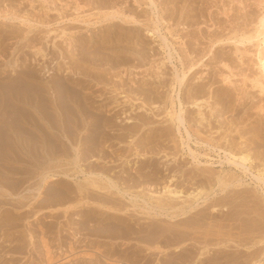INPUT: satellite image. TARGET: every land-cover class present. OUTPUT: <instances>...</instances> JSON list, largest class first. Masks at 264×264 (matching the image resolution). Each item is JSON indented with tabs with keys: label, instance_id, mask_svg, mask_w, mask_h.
Masks as SVG:
<instances>
[{
	"label": "rangeland",
	"instance_id": "rangeland-1",
	"mask_svg": "<svg viewBox=\"0 0 264 264\" xmlns=\"http://www.w3.org/2000/svg\"><path fill=\"white\" fill-rule=\"evenodd\" d=\"M32 1L0 0V79L16 80L18 76L30 72L35 74V77L43 84H47L49 80L58 77L63 79L68 77L70 82L80 80L86 86L82 95L88 96L87 98L91 103L89 100L87 103H90L91 110H96L99 107L97 110L102 111L103 117L111 120L113 125L109 124L111 127H106L107 139L100 137L101 135L98 134L99 147L97 146L96 150V144L94 148V152L96 151L97 154L90 153L94 156L80 163L82 165H80L79 170L85 167L84 169L87 168L86 173L80 172L70 177L60 174L57 177L47 179L46 185L41 186L43 195L39 198H34L37 193L35 187L38 185L36 184L42 181L40 176L37 175V166L25 165L24 168V165L21 164L17 166L19 164H16L17 162L9 163L13 164L12 168H15V166L17 169L20 168L18 174H15L17 177H14L18 179L22 177L21 180L24 179L25 181L13 194L26 195L29 198L20 199V197H15L26 204L22 208L10 205V203L1 205V209L5 211L11 209L9 211L14 213H20L21 211V213L26 212L28 214L22 213L25 214L26 219L18 222L19 226L17 227L1 226L0 224V236L5 237V233L9 235L8 237L12 236L10 241L3 240H6L5 245L7 246L12 244L8 247L5 246V249L10 248L6 249L8 252L4 250V253H2L4 257H7V259H4L5 261L9 260L10 257L17 256L19 258L16 261L17 264H23L24 262V264H47L44 262L45 259L39 261L36 255L30 257L27 254V256H24L20 253L10 252L14 248V243H18L14 238L19 237L17 235L25 232V230L26 232L33 230L31 233L35 235L37 240H40L41 233L34 231V229L39 231V227L35 225L34 221L36 209H40L38 216L40 215L43 224L46 227L49 225V227H52L48 237V239L54 238V241L49 239L53 250H55L53 251L52 264H93L94 261L91 262L89 256H85L84 253L82 255V252L91 250L90 252L100 256L99 251H95L96 248L93 246L96 241H101L107 245L101 248L104 251L105 248H110V251H112L117 246L116 249L119 255L121 252L118 251V248L123 249L122 254H127L130 250L136 251L138 253H133L138 255H134V258L144 260V262L153 256L154 261L149 258L153 261H150L151 264H162L169 257L173 258L176 254L178 255L175 252V246L149 249L148 247H151L152 244L146 241L145 243L144 239L143 241L140 239L141 235L143 237L145 233L141 232L143 230L140 229V226L134 223H141L142 228H144L143 226L147 227L146 225L151 221L154 213L144 214L142 213L144 209L139 206L131 207L129 202L132 198L131 193L118 195L124 203L130 204L131 210L129 212L136 215L133 216L135 221L131 223H133L135 230L140 229L137 234H132L129 239L121 236L123 239L116 233L117 238H115V235L113 240L111 238L107 239V237L102 236L106 234V228H101L102 230L96 228L98 230L95 231L98 234L94 233L92 228L97 225L95 222L86 223L87 225L83 226L85 228L80 231L77 230L79 226L76 221L80 217L81 209L87 211L89 210L88 207L93 209L91 208L93 206L95 209L97 207L96 210L99 212H108L107 208L99 206L104 202H100L98 199H96V202L95 199L87 198L82 203H77L75 197V199L70 198V200L63 203L33 208L34 202L38 201L39 203L40 200L38 199L46 196L49 188L57 185V183L64 181V184L68 183L67 185L76 188L75 182L83 180L89 172L88 164L92 162L98 168H103L104 171L105 169L107 172L112 171L113 175L118 176L114 175L118 181L121 176L120 173L127 175L123 172V169L129 167L130 170V166L133 167V170L131 169L129 172L132 174L133 171V175H136L139 180L140 178L143 179L140 176L141 174H148V177L152 176L150 181L144 182L145 179L142 180L146 184L150 182V185L147 184L149 187H145L146 184L144 185L142 182L140 186L145 187L144 189L138 186L139 184L132 186L133 188L131 187V190L136 194L141 192V195L147 193L148 196H151V194L165 196L162 193L163 186L166 185L164 183H169L172 187L178 186L184 192L186 191L180 199L176 200L180 205L183 204V200L187 199L185 194H197L198 189L206 186L209 194L200 195L196 201L189 200L184 205L191 203L198 210L214 201V198H218L220 201L223 200L224 206L220 205V211L216 216L218 219H221L222 213L226 216L232 210L237 211L235 205L232 206L233 198L231 197L232 194H236L237 199L234 200L233 204L240 202L241 204H239L243 205L236 209H245L250 213L245 215L252 221L253 229L259 227L260 230H264V175H259V169L264 166V92L254 84L256 78L262 81L261 78H264V75H261L263 73L259 68L260 63L255 47L258 39L248 40L243 38L242 41L240 38L245 34L247 35V33V36L251 35L250 32L254 34L253 31L256 30L255 26L261 14L264 15V0ZM228 36H230L229 39ZM68 37H72V45L66 41ZM219 37H223V40L217 43ZM214 38L216 41H214ZM34 47L42 48L44 56L35 55L33 52ZM237 47L242 48L236 50ZM86 50H88V53L85 52ZM243 50L246 54L243 53ZM161 61L164 65L158 69L156 66ZM227 65L232 69L228 68ZM184 73L186 74L185 77ZM226 73L230 78V82L224 81V77L227 76ZM231 74L232 76H230ZM197 91L199 95L196 93ZM195 95L201 98L200 101H197L200 102L199 104H203V99H205L203 109L201 108L204 112L203 115L198 114L197 109L199 108L192 102ZM55 96L56 93L50 91L48 94L49 101L51 102L52 98L55 99ZM142 105H145V107L139 108ZM204 105L206 106L204 107ZM258 107L262 109L259 110ZM174 110L179 115L181 122L178 119L173 121L172 117L168 115V112ZM91 120V117L86 119L85 116H82L79 119V122H83L80 123V133L78 130L76 132V126H74L75 129L72 128L73 131L70 129V133L67 131L75 140L76 145L62 136L67 144L65 148L68 151L69 148L71 151V148L77 146L81 147V152L85 151L86 147L83 148L85 142L83 141L84 143L81 144V140L82 135L88 131ZM74 121L75 119H72L70 125L73 126ZM131 128L133 131L130 132ZM62 132L58 131L57 133L61 134ZM67 132H65V135L68 134ZM101 138L103 141H101ZM141 141L144 142L141 144ZM68 145L69 147H67ZM136 147L139 148L137 149L139 151L135 150ZM240 151L249 154L251 160L243 163L241 159H235L232 156L233 152L237 153L238 156L242 155ZM68 154L70 152H67V157L64 154L57 155L50 163L52 168H55V170L65 169V166L68 168L70 165L68 163L72 158ZM116 154L119 156H116ZM127 154L128 156H124ZM2 162L4 163V161ZM2 162L0 165H3ZM53 163L57 164L53 166ZM59 163H61V166H59ZM141 163L144 164V169H142V173H139L136 171L138 168L135 167H140ZM124 166L127 168H124ZM59 167L62 168L58 169ZM110 167L112 168L110 169ZM2 168L0 166V169ZM171 178L173 179L171 180ZM220 179L230 182V185L226 186L224 190L218 182ZM122 181L120 179V183H123ZM130 183L132 185V181ZM152 184L153 186L150 187ZM211 188L213 189L210 190ZM149 189L151 191H146ZM152 191L153 193H151ZM74 195L72 194L73 197ZM227 195L228 197H226ZM239 196L240 198H238ZM8 198L12 200V203L16 201L14 196L10 195ZM9 199L8 201H10ZM164 199L166 198L164 197ZM138 201L139 204L146 205L142 198H138ZM138 211L142 212L139 213ZM118 214L123 215L121 212H118ZM142 216H145L142 218L145 222L139 219ZM98 217L104 218L105 215H98ZM147 217H149V220ZM168 218L167 216H159L158 219H161L160 222L158 221L159 224L167 225L170 220ZM138 221L143 222L139 223ZM253 221L256 222L257 228L254 227ZM249 225H251V222ZM74 228L79 233L76 231L75 234ZM60 229L63 230L64 237L66 235L68 237V239L65 237L67 240L64 238L65 244L61 242ZM245 236H248V234ZM262 236H264V232L257 239ZM11 240L15 242L10 243ZM65 241L67 243L69 241V244L71 241L74 244L73 246L76 245L75 251L79 252L75 255L70 252L69 244ZM128 243L133 244V246ZM262 243H259L256 248H264V242ZM64 246L68 249H63ZM243 248L239 247L240 250L238 251H236L235 246L227 249L231 251L236 249L235 254L244 256L246 248ZM141 251H144L147 257H143L145 255ZM168 251L170 252L167 257ZM240 251H243V254ZM68 252L70 253L69 256ZM152 252L154 254L151 256ZM10 253L13 256H10ZM4 254H9V256ZM122 256L125 257L126 255ZM102 257L104 258H101V262L108 264V261H105L106 257ZM145 258L147 259L145 260ZM15 260H17L16 257ZM141 263L142 261L139 262V264Z\"/></svg>",
	"mask_w": 264,
	"mask_h": 264
},
{
	"label": "bare ground",
	"instance_id": "bare-ground-1",
	"mask_svg": "<svg viewBox=\"0 0 264 264\" xmlns=\"http://www.w3.org/2000/svg\"><path fill=\"white\" fill-rule=\"evenodd\" d=\"M110 16H111V14H110ZM42 20H44V19H42ZM40 21H41V18H40ZM38 23H39V21H38ZM255 27H256V30L253 31L254 34L252 32H250L251 35L249 34V36H247L248 35V33H247V35L245 34V35H243V37H240V38L242 39V41L245 38L248 40H252L253 38L255 40L258 39L256 41V44L255 43L254 44H255V47L257 48V55H258L257 57L259 59L258 62L260 63L259 68L261 69V72L263 73L261 75H264V15L261 14L259 21L257 22V25ZM64 32H63V34H64ZM229 37L230 36H228L227 38L229 39ZM220 38L221 37H219V40L217 39V43H218V41L223 40L222 39L223 37L221 39ZM66 41L72 45V37L66 38ZM214 41H216L215 38H214ZM239 41H240V39H239ZM240 43H242V42H240ZM36 48L37 47L33 48L34 54L35 55L40 54V55L44 56L43 49L40 47L37 49ZM240 48H242V47H237V49L236 48L235 49L240 50ZM87 51L88 50H86L85 52H87ZM244 51L245 50H243V53L246 54V52H244ZM237 53H239V51H237ZM223 63H225V62H223ZM163 65H164V63H163V61H161V63H159L156 67L159 69V67H162ZM225 66H223V67H225ZM227 66H228V68H230L229 65H227ZM230 69H232V68H230ZM228 72H231V71H228ZM222 74H224V73H222ZM226 75H227V73H226ZM185 76H186V74L184 73V77ZM230 76H232V74ZM222 77H224V76L222 75ZM229 79L230 78L228 77V75L224 77V81H229ZM261 79H262V81L260 79L256 78V80H254V84L256 86H258L261 91L264 92V80H263L264 78H261ZM68 80H70L68 77H64V79L58 77V78H53V79L49 80V83H47V84H43L41 81H39L35 77V74L30 73V72H26L24 75L18 76V78L16 80L0 79V161L1 162L4 161V163L2 162L3 165H0L1 167H3L2 169H0V193H1L0 195H2V197H0V224H1V226H12V227L16 226L17 227V226H19L18 222H20L23 219H26V217H25V214H27L26 212H22L25 214H22L21 211H20V213H16V212L14 213L13 211H9V210H11L9 208H8L9 210L7 211V209H6L7 207L5 208L6 211L4 209H1V205L3 203H10V205L12 204L13 206H18L19 208L20 207L22 208L26 204L20 199L29 198V196H26V195L18 196V194H13L14 191L18 190L19 187H21L25 182L24 179L21 180L22 177H21V179L15 178V177H17V176H15V174L17 175L18 170H20V168L19 169L16 168V166H15L16 164L19 163L17 166H19L20 164L24 165V168H25V165L37 166V168H38L36 170L38 172L37 175L40 176V179L42 181H40L38 184H36V185H38L37 187H35V190L37 191V193H36L37 195L35 194L34 198H37V197L39 198L41 195H43V190H42L41 186L46 185L47 179L54 177V176L57 177L60 174H63L66 177H70L71 175L79 174L80 172L86 173L85 171L87 170V168L84 169L85 167L81 168V170H79L80 165H82L80 163L83 162L85 159L88 160L89 157L94 156V154L96 153V151L94 152V150H95L94 148H95V145L97 144L96 145V150H97V146L99 144L97 142V140H99L98 134L101 135L100 137L107 139L106 127L107 126L111 127V126H109V124L113 125L111 123V120L103 117V115L101 113L102 111L100 112L99 110H97L99 107L97 108V106H95L97 108L96 109L97 111L94 109L91 110V108L89 106V104L91 102L87 98L88 96L86 97V96L82 95V92H83L84 88L86 87L82 84L83 83L82 81L76 80V81L70 82ZM251 84L253 85V83H251ZM173 87H175V86H173ZM50 91H53V93L54 92L56 93L55 99L52 98L53 100L51 99V102L49 101L50 98L48 97V94ZM196 93L198 94V91ZM198 95H195L194 98L192 97L194 100L192 102L195 103L197 105V107L199 108V109H197L198 114L203 115L204 112H202L201 108L205 102V99H203L204 100V102H202L203 104H199L200 102L198 103L197 101L198 100L200 101L202 96L200 94V97H201L200 98ZM88 100L90 103H87ZM92 106H93V103H92ZM205 106L206 105H204V107ZM207 106H208V104H207ZM143 107H145V105L139 106V108H143ZM87 108H90V109L88 110ZM259 108L260 107H258L257 109H259ZM261 109H259V110H261ZM197 110H196V112H197ZM168 115H170L172 117L171 119L173 121H175V119H178V121L181 122L180 117L175 110L168 112ZM82 116L83 117L85 116L86 119L90 118V117L92 118L90 126L87 129L88 131L82 135V140H81V144H83L85 142V146L83 148L85 149V147H86L85 151H87V152H85V151L81 152V147H78V146L71 148L72 149L71 151L69 148V151H68L65 148V145H67V144L64 141V139L62 138V136L66 137L70 143L75 144V140L69 135V133H70L69 131H70V129H71V131H73L72 128H74V126H76V128H77L76 132L78 130V132L80 133V130H81L80 129L81 128L80 123H83V122H79V119ZM71 118L75 119V121H74L75 123L73 126L70 125V123H72ZM200 120H202V119H200ZM80 121H82V120H80ZM76 122H77V124H76ZM82 128H83V126H82ZM56 131L57 132L63 131V132L61 134H58ZM129 131L131 132V131H133V129L129 130ZM65 132H67L68 134L65 135ZM120 135H122V134H120ZM102 138H101V141H103ZM120 139H122V138L120 137ZM143 142L144 141H141V144ZM77 145H79V144H77ZM67 147H69V145ZM137 147L135 150L139 149ZM137 151H139V150H137ZM137 151H135V152H137ZM67 152L68 153L70 152V154H68V155L69 156L71 155V157H72L68 163V164H70L69 166H71V167L69 168V166H68V168H67L65 166V169H62V170H55V168H52L50 163L54 160V158H56V156L60 155V154H64V156H65L67 154ZM93 152H94V154L91 155L90 153H93ZM123 153H125V152L123 151ZM240 153H242V155L238 156L237 153L233 152L232 156L235 159L236 158L241 159V161L243 163H246V162L251 160L250 155L247 154L246 152L240 151ZM10 154H12V155H10ZM102 154H104V153H102ZM117 155L118 154H116V156ZM61 156H63V155H61ZM124 156H128V154L124 155ZM66 157H67V155H66ZM105 157H106V152H105ZM105 157H104V159H105ZM112 158H110V159H112ZM10 162H17L14 165L16 169L12 168L13 164H9ZM7 164H9V165H7ZM54 164H57V163H53V166H54ZM59 164H60L59 166H61V163H59ZM68 164H66V165H68ZM43 165H46V166L42 167ZM143 165L144 164H142L141 166L139 165L140 167H135V168H138V169H136V171L139 173L141 171H143L142 170V169H144ZM88 166H89V172L86 174V176L83 178V180H79V181L75 182L76 188L72 185H71L72 187L67 185L68 183L64 184V181L57 183V185H53L49 188V192H48V194H46V196H44L41 199H38V200H40L39 203H38V201L34 202L33 208H35V207H37V208L41 207L42 208L48 204L63 203L67 200H70V198L75 199V197L77 199V203H82V201L84 199H87V198H89V199L91 198V200L95 199V201H96V199H98L100 202L101 201L104 202V204H101V205L99 204V206L107 208L108 212H101V211L99 212L96 210L97 207L95 209L93 206L91 207L93 209H90L88 207L89 210H87V211H86V209H85V211H84V209H81L80 210L81 214H79L80 217L76 221L77 225L79 226V227L77 226L78 227L77 230L80 231L81 229L85 228L83 226H86L90 222H95V224H97V225H95L92 228L94 233H97L95 230H98V229H96V228H100V230H102L101 228H106L107 229L106 234L102 235V236L107 237V239L111 238L113 240V237H115L116 234H118L119 237L123 236L126 239H129L132 237L131 236L132 234L133 235L135 233L137 234V231L138 230L140 231V229H141V230H143L141 232H144L145 235L143 237L141 235L140 239L142 241L144 239V242L146 241L147 243L150 242V244H152V246L150 245L151 247H148L149 249H152V248L161 249L164 247L169 248L171 246H175V248H176L175 252H177L178 255L176 254V256H174L173 258L169 257V259H167L170 251H168V253L166 252L168 254V255H166L167 257L165 256L167 260H165V258L162 257L165 260L162 264H241V263L242 264L243 263H246V264H264V248L263 247L262 248H256V246L259 243L264 242V236H262L260 239H257V237H259V235L261 236V234H262V232H264V230H262V229L260 230L259 227L257 225H255L256 222H254V221H253L254 225H255L254 227H256V228L258 227V228L253 229L252 221H250V218H247V216L245 215V214L249 215L250 213H248L245 209H241V208L236 209L237 207L243 206V205H240L241 204L240 202H239L240 204L239 203L233 204V202H235L234 200L237 199L236 194H234V195L232 194L231 197L233 198L232 206L235 205V210H237V211L232 210V211L228 212L226 214V216L222 213L224 215V217L221 214V219L220 218L218 219L216 216L218 215V213L220 211V208H219L220 205L224 206L223 200H222L223 201L222 202L218 198L217 199L214 198L215 199L214 201L211 200L212 202H209L202 209H198V210L191 203L184 205V203H186L187 201L189 202V200L196 201L200 195L209 194L206 186H205L206 188L203 187V188L198 189V190L195 189L198 191L197 194H194V193L193 194L191 193L188 195L185 194L187 199L183 200V204L180 205L178 203V201H176V200L180 199L184 195V193H186V191L184 192L182 190V188L180 189V188H178V186L172 187V185H170L169 183H164L166 185L163 186L164 187L163 192L161 191L165 196H154L152 194H151V196H148L147 193L141 195L140 194L141 192L138 194L133 192V190H131L132 186H137L138 184H139L138 186H140L142 180L145 179L144 182L150 181V177H152V176L148 177V174L147 175L141 174L140 176L143 179L141 180V178H140V180H141L140 181L138 178H136V175H133V171H132V174H131V172H129L133 168L132 166H130L131 167L130 170L128 169L129 167L127 168L124 166V168H127V169H123L124 170L123 172L127 173L126 176L124 173H120L121 174L120 179L123 180L122 181L123 183H120V179H119V181L117 179H115L116 177H114V175H116V174L113 175L112 171L107 172L105 168H104L105 169V171H104L103 168H101V167L98 168V166L94 165V162H92L91 164L89 163ZM88 166H86V167H88ZM126 166H128V165H126ZM56 167H58V166H56ZM62 167H59L58 169H61ZM111 168L112 167H110V169ZM21 170L23 171V169H21ZM114 171H116V170H114ZM151 171H153V170H151ZM135 172H134V174H136ZM117 174H118V171H117ZM122 174H124V175H122ZM149 175H151V174H149ZM194 175H195V173H194ZM259 175H261V176L264 175V166H262V169L261 168L259 169ZM137 177H139V176H137ZM147 177H148V179H146ZM167 178H169V177H167ZM173 178H171V180ZM230 180H232V178H230ZM130 181H132V185H130L131 184ZM206 181L208 182L209 180H206ZM144 182H142V183H144ZM218 182L221 185L220 187L222 188V190H224V188L226 186L230 185V182L227 180H224V179H220ZM153 183H154V180H153ZM121 184H123V185H121ZM145 184L146 183H144V185ZM147 184L150 185V182ZM147 184L145 185V187L148 186ZM207 184L209 185V183H207ZM144 185H142V186H144ZM152 186H153V184L150 187H152ZM8 187H9V189H8ZM145 187H141V188L144 189ZM30 188H29V190H31ZM212 189L213 188H211L210 190H212ZM146 191H151V190L149 189ZM194 191H192V192H194ZM97 193H99V194H97ZM130 193L132 194V198L129 201L131 204V207L135 208V207L139 206L140 208L144 209L143 212L140 211L144 214L150 215V214L154 213L153 218L146 225L147 227L143 226L144 228H142V226H141L140 222H143L144 219H142V218L145 217V216H142V217H139V219L143 220L140 222L138 221L140 224H138L136 222L134 223V224H137L138 226H140V229H138V230L134 229V225H132L133 223H131V222L135 221V220H133L134 219L133 216L135 214L129 212L131 210L130 204L128 205V204L124 203L121 200L122 198L118 197V195L130 194ZM151 193H153V191ZM72 194L73 195L75 194L74 197L72 196ZM10 195L14 196V199L16 200L15 202L12 203L11 202L12 200L9 199L11 197L8 198V196H10ZM228 195H230V194H228ZM228 195L226 197H228ZM15 197H18V198L20 197V199H18L19 201ZM164 197L166 199H164ZM241 197H242V195H241ZM1 198H3V199H1ZM138 198H142L144 203L147 206L139 204ZM238 198H240V196ZM8 199L10 201H8ZM225 209H226V207H225ZM207 210H208V212H206ZM39 211H40V209H36L35 215H34L35 225H38L39 231L37 229H34V231H37V233L38 232L41 233L40 237H39L40 240H37L35 238V235H33L31 233L33 230L30 227H28L29 229L32 230V231L30 230L31 232H26V230H25V232H22V233L18 232L19 234L17 236H19V237L16 236L17 238H14V240L16 239L15 241L18 242L17 244L14 240H11L12 242H10V243L15 242L14 243L15 245H14V248L12 246L13 250H10V252L13 251L15 253L23 254L24 256L27 254V255H30V257L32 255H36V257L39 259V261H42L43 259H45V261H44L45 263L52 264V256L54 255L53 251H55V250H53L52 245H51V241H49V239L53 240L54 238L48 239L49 234L51 232L50 228L52 229V227H49L50 226L49 225V226H47L48 227L47 228L45 226V224H43L44 222L41 221L40 215L38 216ZM109 211H111V212H109ZM118 212H121L123 215L118 214ZM132 212H134V211H132ZM224 213H225V211H224ZM74 214H76V213H74ZM98 215L99 216L105 215V217L101 218V217H98ZM53 216H56V215H53ZM159 216L169 217L168 219H170V220L168 221V223L165 222V223H167V225L166 224L163 225L162 223L159 224V222L161 220V219H158ZM135 218H138V217H135ZM251 218H253V217H251ZM147 219L149 220V217H147ZM136 220H138V219H136ZM163 221H165V220H163ZM250 222H251L253 230L250 228L251 227V225H249ZM74 224H75V222H74ZM137 225H135V227L138 228ZM144 225H145V223H144ZM262 227H263V225H262ZM28 228H27V230H29ZM77 230L76 229H75V231L73 230L75 232V234H76ZM19 231H20V229H19ZM79 231H77V232L79 233ZM74 232H72V233H74ZM98 232H100V231H98ZM104 233H105V231H104ZM60 234H61L60 237H61L62 244H65L64 240L66 239L65 237H67V235L64 237L63 230L61 231V229H60ZM100 234H102V233H100ZM246 234H248V236H245ZM13 235H14V233H13ZM8 236L9 235H7L6 233H5V237L0 236V264H17L18 262L16 263V261H18V259H19V258H17V256H15L17 259V260H15V257L13 255H11V253H10V256H13V257L12 258L8 257L9 260L5 261L4 259H7V257H4L2 254V253H4L3 251L7 249V248L5 249V246H7V245H5L6 240L10 241V238H12V236L11 237H8ZM77 236H78V234H77ZM98 236L100 237V235H98ZM118 236L116 235L115 238H117ZM137 236H136V238L139 239V237H137ZM123 237H121V238H123ZM161 237H163V238L161 240H159ZM75 238H77V237H75ZM4 239H6V240L3 241ZM67 239H68V237H67ZM71 241H70V244H69V241H68V243H67V241H65V242L67 244H69V246H68L69 251L74 253V255H75L79 251L78 252L75 251L76 245L73 246L74 244H72ZM96 242H98V243H96ZM96 242H94V245H93L94 248H96V250L95 249L94 250L99 251L100 256H99V254H96V255H98V256H96L94 252H90L91 250L85 251L83 249L84 251L82 252V255L84 253L85 256L86 255L89 256L91 262L94 261L93 264H104L101 262V258H104L102 256L106 257L105 261L107 260L108 264H120V262H122L121 264H139L140 261H142L141 264H143V262H144V260H139V259L137 260L136 258H134V255H135L134 253L136 251L134 252V251L130 250V252L128 251L129 253L122 254L123 249L120 250L118 248V251L121 252V254L119 255V253L117 252V249H116L117 248L116 245H118V244L115 245L116 247H114L115 249H113L112 251H110V248H108V249L105 248L106 250L104 251V250H101V248H104V246H107V245L101 241H96ZM162 242H164V243H162ZM96 244L97 245L100 244L103 247H101L100 245L97 246ZM128 244L130 246L131 245L133 246V244H130V243H128ZM9 245L10 244H8V246ZM109 245H111V244H109ZM120 245L121 244L119 243V246ZM65 246L63 249L67 248ZM88 246H90V245H88ZM234 246L236 247L237 250L233 249L231 251L230 249H227V248H232ZM85 247H87V246H85ZM139 247H141V246H139ZM239 247L246 248L245 249L246 253L244 256H242L240 254V256H241L240 257V256H238V254H235L236 251L240 250ZM61 248H62V246H61ZM8 249H10V248H8ZM63 249H62V251H63ZM128 249H130V248H128ZM143 250H146V249H143ZM173 250H175V249H173ZM245 250H243V251H245ZM243 251H240V252H242V254H243ZM64 252H65V250H64ZM141 252L143 253V255H145L144 251H141ZM145 252H147V251H145ZM171 252H173V251H171ZM136 253H138V252H136ZM69 254L70 253L68 252V256H69ZM153 254L154 253L152 252V254H150V255L152 256ZM63 255H65V254H63ZM122 255H126V256L124 257ZM136 255H138V254H136ZM143 255L141 254V256H143ZM173 255H174V253H173ZM5 256H9V254L8 255L6 254ZM60 256H62V255L60 254ZM94 256H96V258H94ZM143 257H147V255H145ZM139 258H140V256H139ZM149 258L148 259L145 258V260L147 259V261H145L146 263L144 262V264H149L150 261L153 259V258L152 259L150 258L151 259L150 260ZM20 259L22 260V257ZM140 259H142V258H140ZM161 259H159V261H161ZM163 259H162V261H163ZM70 260L72 261V259H70ZM68 261H69V259H68ZM125 261H126V263H125ZM153 261H154V259H153ZM153 261H151V262H153ZM19 262H20V260H19Z\"/></svg>",
	"mask_w": 264,
	"mask_h": 264
}]
</instances>
